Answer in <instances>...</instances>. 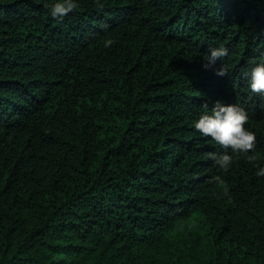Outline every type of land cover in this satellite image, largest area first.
Wrapping results in <instances>:
<instances>
[{
  "label": "trees",
  "instance_id": "trees-1",
  "mask_svg": "<svg viewBox=\"0 0 264 264\" xmlns=\"http://www.w3.org/2000/svg\"><path fill=\"white\" fill-rule=\"evenodd\" d=\"M46 2L0 0V264H264V0ZM217 100L256 161L209 158Z\"/></svg>",
  "mask_w": 264,
  "mask_h": 264
},
{
  "label": "clouds",
  "instance_id": "clouds-1",
  "mask_svg": "<svg viewBox=\"0 0 264 264\" xmlns=\"http://www.w3.org/2000/svg\"><path fill=\"white\" fill-rule=\"evenodd\" d=\"M79 6V0H47L44 7L50 16L62 20ZM110 43V42H109ZM228 48L224 45L212 47L203 58V67L211 68L216 61L228 55ZM251 67L244 73L248 79L249 89L253 93L264 95V58L250 61ZM218 76H225L227 72L221 66L216 69ZM247 111L239 104H225L217 100L211 110L207 109L193 122L194 128L203 137H210L216 144L222 146L223 153H209V158L223 170H228L234 161L230 153L246 156L252 162L258 159L256 155V134L245 127L248 122ZM255 175L264 177V164H255Z\"/></svg>",
  "mask_w": 264,
  "mask_h": 264
}]
</instances>
